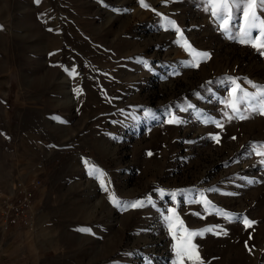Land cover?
Segmentation results:
<instances>
[{
    "label": "rangeland",
    "instance_id": "obj_1",
    "mask_svg": "<svg viewBox=\"0 0 264 264\" xmlns=\"http://www.w3.org/2000/svg\"><path fill=\"white\" fill-rule=\"evenodd\" d=\"M143 3L0 0V194L42 183L36 230L0 239V264H173L169 208L219 233L192 239L204 264H264V156L251 147L264 114L224 103L228 78L264 88V49L230 39L204 0ZM109 193L145 203L124 210Z\"/></svg>",
    "mask_w": 264,
    "mask_h": 264
},
{
    "label": "snow or ice",
    "instance_id": "obj_2",
    "mask_svg": "<svg viewBox=\"0 0 264 264\" xmlns=\"http://www.w3.org/2000/svg\"><path fill=\"white\" fill-rule=\"evenodd\" d=\"M39 3V0H36ZM205 11H208L212 18L217 22L218 27L222 30L230 39H236L240 43H251L252 47L256 48L258 51L264 49V17L258 14L259 11H264V0H204ZM141 5L147 7L146 4L141 0ZM167 26L176 29L180 40L183 42V46L187 51L192 54L194 60L196 58H208L207 53H199L191 48V45L187 43L183 38V33L176 26L174 21L167 20L165 18ZM51 31V29H49ZM255 33V35H254ZM261 55H264V51H261ZM145 66L146 62H145ZM75 70H73L74 74ZM231 85L229 96L230 99L225 101V107L230 108L232 113L235 114L239 119H246L247 117L241 113V105L251 106L253 111H259L260 114H264V88H258L256 85L252 87L257 88L256 95H250L248 92L240 88L239 84L231 78H228ZM251 83V82H249ZM77 93L81 90L76 89ZM253 101L256 103L253 104ZM228 119H232L233 116L225 113ZM168 123H180L178 119L171 116ZM216 123L217 127H222L223 125L216 121H209ZM217 142L219 141L218 136L212 137ZM235 139V137H233ZM253 150L257 155L264 156V145H252ZM151 155V153H149ZM87 164V162H85ZM264 163V161H262ZM90 175H98L100 178V183L104 187L105 191H108L104 184L103 176L104 173L94 165H88ZM161 196L164 195L163 189H160ZM170 198L176 201L177 193H170ZM184 195V193H181ZM201 197V202L205 205L206 210L209 207H214L210 205V202L204 197L203 193H199ZM110 202L116 207H123L124 210L127 208H137L143 206L145 203L142 200H137L132 203L121 202L114 193H109ZM147 202L151 203V197L147 198ZM193 203L197 202L195 199ZM218 215L223 216L225 219L232 221L238 219V217L232 214L222 211L220 209H214ZM168 214H165L164 220L167 224L168 231L171 235L172 250L174 252L173 264H204V261L199 255L198 248L192 243V239L196 236H203L205 232H213V234H219L215 232L213 228H205L199 231L189 230L179 219L175 208H169L167 210ZM245 227H251L252 221L248 220L246 217L242 219ZM78 231L83 233H90L91 229L83 227L78 229ZM223 231V230H221ZM227 235L226 232L223 233Z\"/></svg>",
    "mask_w": 264,
    "mask_h": 264
},
{
    "label": "built area",
    "instance_id": "obj_3",
    "mask_svg": "<svg viewBox=\"0 0 264 264\" xmlns=\"http://www.w3.org/2000/svg\"><path fill=\"white\" fill-rule=\"evenodd\" d=\"M40 180L17 179L7 193L0 194V239L16 231L34 232L38 226L37 196Z\"/></svg>",
    "mask_w": 264,
    "mask_h": 264
},
{
    "label": "crops",
    "instance_id": "obj_4",
    "mask_svg": "<svg viewBox=\"0 0 264 264\" xmlns=\"http://www.w3.org/2000/svg\"><path fill=\"white\" fill-rule=\"evenodd\" d=\"M13 233H14V234H15V233H19V231H16V232H13ZM13 233H11V234H13Z\"/></svg>",
    "mask_w": 264,
    "mask_h": 264
}]
</instances>
